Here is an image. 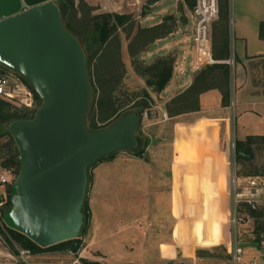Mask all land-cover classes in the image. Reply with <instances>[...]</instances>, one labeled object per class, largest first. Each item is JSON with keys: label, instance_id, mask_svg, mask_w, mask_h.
<instances>
[{"label": "rangeland", "instance_id": "obj_1", "mask_svg": "<svg viewBox=\"0 0 264 264\" xmlns=\"http://www.w3.org/2000/svg\"><path fill=\"white\" fill-rule=\"evenodd\" d=\"M58 1L65 8L63 22L71 31L80 34L79 38L84 44L87 38L85 32L91 16L106 13L132 15V19L124 27L119 28L112 41L106 45V49L110 52L119 49L121 65L115 69L113 86H107L104 94L101 95L100 90H90L86 127L94 130L95 125L97 127L109 125L124 114L138 110L144 102L147 104L135 130V137L142 144L144 142L147 144L139 145L137 149L134 147L119 150L112 158L87 170L85 196L90 216L86 231L78 236L80 246L77 255H82L79 260L101 264H230L229 245L231 241L236 240L243 249L245 262L264 264V204L261 203L256 209L250 210L247 203L233 196L234 191L230 184L232 172L239 177H244L242 179L244 186H247L246 178L249 176L264 179V142L261 137L264 124L259 116L242 117L250 132L242 139L251 137L254 141L253 156L239 159L235 156V150L230 147L231 139L236 141L238 136H242L241 133L238 134V129L236 133L238 136H235L237 116L234 114L239 99V93L235 87L236 64L229 77V130L224 138L222 132L220 134L217 132L216 141H218V135L222 140L219 139L220 142L215 146V150L221 154L215 172L218 168L226 166L227 186L225 187L223 181V184L220 183V179L219 182L214 180L215 184L212 185L213 180L209 179V174H206L208 166L200 163L204 156L202 151H209L190 146V142L194 143V140L190 138L189 133L181 130V135H186V139L190 141H186V145H182V140L178 142V139L176 146L172 144L174 123L182 120L183 117H170L166 109L174 94L177 92L175 97L179 95L184 87L177 88L176 91L170 87L171 91L168 86H172L173 75L178 77L184 72H190L191 66L188 63L185 64L184 55L186 56L185 51L188 49L186 46L189 45L187 62L193 57L189 39L193 27L192 7L188 1L167 0L163 4V7H168V13L165 16H173L175 26L171 35L161 42L170 47L163 50L162 52L165 51V53L158 58L173 57V74L160 92L146 85L147 76H141L135 72L129 55V48L135 50L138 47L137 38L135 39L134 35L147 24L141 21V16H144L141 14L142 9L145 12L149 10L147 0ZM224 11L228 15L227 32L232 53L235 42L231 25L230 0H218L217 18L212 25V38L214 28L221 24V15ZM216 32L219 33V27ZM117 40L119 48H117ZM151 46L152 44L147 45L144 51L138 53L137 57L141 63L152 64L158 59L146 53ZM182 46L184 47L181 48ZM95 65L96 60L90 67L94 80L97 77ZM0 74L7 76L13 89L16 90L15 97L0 98L17 108L28 111L39 108L32 98L31 91L24 83L17 80L16 75L8 70L4 73L0 71ZM170 91L172 93H169ZM99 96L103 100L109 98L113 103L112 107L116 110L107 123L99 122L97 118L91 117L97 109ZM248 112V109L244 111L246 114ZM177 129H183V125H178ZM8 141V135L0 137V163L13 149V145L8 144ZM186 146L188 147L185 148ZM211 169L214 171V168ZM19 171L15 174L16 179ZM261 183L260 197L264 201V182ZM211 185L213 187L210 189ZM8 187L10 186L4 187L3 195L0 189V201L7 200ZM225 188L226 195H223ZM235 203L237 222L234 224ZM6 205V202L0 205V246L13 248L19 255L20 252L28 249L22 248L18 243L12 245L7 242V230L12 224L8 215H5L8 208ZM169 209L176 218L175 224L170 219ZM254 213L256 216H252ZM171 230L173 239L170 238ZM224 235L225 238L227 236L226 241H223ZM29 253L28 250L25 258L21 259V264H31ZM80 264H82L81 261Z\"/></svg>", "mask_w": 264, "mask_h": 264}, {"label": "water", "instance_id": "obj_2", "mask_svg": "<svg viewBox=\"0 0 264 264\" xmlns=\"http://www.w3.org/2000/svg\"><path fill=\"white\" fill-rule=\"evenodd\" d=\"M7 11L0 8V14ZM0 62L22 75L43 102L33 119L8 125L21 162L8 212L11 224L41 246L76 238L88 168L137 146V118L128 113L87 131L85 52L52 2L0 19Z\"/></svg>", "mask_w": 264, "mask_h": 264}, {"label": "trees", "instance_id": "obj_3", "mask_svg": "<svg viewBox=\"0 0 264 264\" xmlns=\"http://www.w3.org/2000/svg\"><path fill=\"white\" fill-rule=\"evenodd\" d=\"M157 0H147L146 4L149 5L152 2ZM190 6H193V1L187 0ZM65 13V12H64ZM146 12L142 9L141 14L144 15ZM63 16L62 21H63ZM132 19V15L128 13H106L100 15H94L89 18L87 30L85 34L87 35L84 42L79 38L80 34H77L70 30V28L63 22L65 29L68 32H72L75 37H78L80 43L85 52V69L88 80L89 93L90 90H100L101 95L104 94V91L107 86L111 87L114 84L115 76L114 72L118 65H121V57L120 51H108L106 45L112 41L113 37L117 34L118 29L124 27L130 20ZM166 22V23H165ZM175 19L173 16H165L163 21L152 27H141L140 30L134 35V38L137 41L138 47L135 50L129 48V55L132 58L133 67L135 72L140 74L141 76H147L145 79L146 85L153 87L155 91L160 92L164 89L167 82L170 80L173 74V57L165 56L156 59L152 64H143L138 59V53L145 50L147 45L152 44L155 40L159 38H163L174 31ZM219 27V33L216 32ZM212 38V55L216 60H226L230 56V48H229V37H228V15L224 11L221 15V24L216 26ZM259 36L264 39V22H261L259 25ZM117 48H119V41L117 40ZM96 60L97 70L95 73L97 77L95 80L93 79L92 73L90 71V67L92 66L93 61ZM98 60V61H97ZM1 73H4V69H0ZM229 77H230V66L226 63H217L213 65H206V67L202 68L195 75L192 84L190 87L183 93L177 95L173 98L168 106L167 113L170 117L175 115L184 113L189 110H198V95L208 89L217 88L221 92V106H228L230 102V85H229ZM22 83L31 91L33 100L37 103V106L40 107L42 103V99L35 92L33 87L29 84V82L23 78H19ZM111 94V90L109 89ZM99 96L97 100V109L91 114L93 118H97L99 122H105L113 117L116 111L114 107H112V101L107 98L106 100L101 99ZM194 107H190V106ZM147 106L146 102L140 105L138 110H135L133 113L137 118V126L140 123L142 118L143 110ZM39 109V108H38ZM37 109V110H38ZM37 110L28 111L26 109L17 108L11 105L8 101L0 98V137L4 135L9 136L8 144L13 145V149L7 153V157L2 161L3 166L7 167H15L16 173H18L21 168V162L19 159V150L13 138V135L8 130L9 123L16 120H31L34 118ZM88 108L86 112V116L88 114ZM128 114V113H126ZM124 114V115H126ZM86 119V117H85ZM110 125V124H109ZM104 125L102 127L94 128V130H89L88 132H96L105 128ZM86 126V125H85ZM263 141V140H262ZM251 137H247L244 140H236L235 141V156L239 159L243 158H251L253 156V148ZM143 144H147L144 142ZM142 142L137 138V146L143 145ZM142 152V151H140ZM115 155L111 153L105 157H102L92 163L88 169L91 167H95L98 163L110 159ZM88 179V176H87ZM13 185L8 187V196L6 200L7 211L5 215H8L11 206V196L13 194ZM248 206V205H247ZM248 208L251 210L250 206ZM81 216H82V225L79 230L78 236H81L86 231L88 221H89V207L87 204L86 196L84 197L82 207H81ZM254 212V211H252ZM254 213L252 216H256ZM8 235L6 236L7 242L9 244L18 243L22 248L28 249L30 253H43V252H51V251H61V250H69L73 254H77L80 246V238L77 236L76 238L69 239L66 241H62L50 246H41L32 241L26 235L16 230L12 225L8 227L7 230ZM14 254H18V251L15 249L9 248ZM228 258V257H226ZM82 264H101L98 262H89L81 260Z\"/></svg>", "mask_w": 264, "mask_h": 264}, {"label": "crops", "instance_id": "obj_4", "mask_svg": "<svg viewBox=\"0 0 264 264\" xmlns=\"http://www.w3.org/2000/svg\"><path fill=\"white\" fill-rule=\"evenodd\" d=\"M167 0H157L149 4V10L146 11L144 16H141V21L146 22L145 27H152L160 24L163 21L165 14L168 12V7H163L164 2ZM52 2L56 5L59 10L60 15H65V8L62 6L61 2L58 0H0V8H7L9 12L0 14V19L4 17H9L11 15H22L31 7H36L41 4ZM231 3V25L233 29V40L235 42L234 52H230V57L233 60V65L230 66V72L236 64L235 77H236V88L239 93V99L237 100L236 119H235V136L241 133L242 136H238L237 140L242 139L243 136H247L250 132L246 128V122L242 117L245 115L259 116L262 123L264 124V39L259 36V25L264 22V0H230ZM62 20V17H61ZM63 23V21H62ZM72 34V33H71ZM73 35V34H72ZM171 34L159 38L152 43L149 50L146 51L147 54L154 55V58L162 56L168 45H164L161 42L168 38ZM74 36V35H73ZM75 37V36H74ZM183 41V39H182ZM185 44V43H184ZM182 46L181 48H183ZM189 49V45L186 46ZM186 49L184 57L186 58L185 64L191 66L190 72H184L181 75L174 76L171 79L172 86H168L169 90L171 88H183L182 93L185 92L193 82V79L198 71L206 66L197 68L194 65L193 57L192 60L187 62V52ZM183 58V57H182ZM225 63L224 60L216 61L209 65ZM196 70V71H195ZM194 74L193 77V73ZM187 77V79H185ZM178 80L177 82H174ZM171 87V88H170ZM169 93H172V92ZM181 92L179 94H181ZM177 93V92H176ZM175 93V94H176ZM175 94L174 97L175 98ZM172 100V99H171ZM236 108V105H235ZM234 108V109H235ZM249 110L246 114L245 110ZM198 115L197 117H195ZM183 117L182 120L176 121L173 126V146H176V140L178 142L182 140V145H186V135H181V130L185 133H189V136L194 143L190 146L198 147L202 151L203 157L200 163L207 165L206 174L210 176L209 179L225 183L227 186L226 177V166L218 168L215 172L217 165L219 163L220 153L215 150V146L219 143L222 138L218 135L222 132V137H226L230 126V114L228 106H221V92L217 88H211L201 92L198 96V110H189L184 113L175 115ZM178 125H183V129H177ZM249 132V133H248ZM205 138H204V137ZM262 137V136H261ZM137 139V138H136ZM220 139V141H219ZM215 141V142H214ZM181 144L179 145V147ZM186 146L185 148H187ZM172 165V163H171ZM170 165V170H171ZM226 165V164H225ZM224 167V168H223ZM214 168V171L211 169ZM208 179V177H206ZM210 180V181H211ZM223 181V182H222ZM215 184V183H214ZM211 185L210 189L213 187ZM218 189L217 187H215ZM223 195H226V188L223 189ZM1 203L6 201L2 200ZM170 219L173 220L174 224L176 218L172 215L171 209ZM172 225V227L174 226ZM170 238L172 237V230L170 232ZM226 235V234H225ZM224 235V238H225ZM227 238V236H226ZM226 238L223 241H226ZM164 244L166 242H159ZM19 255L14 254L9 248L0 246V264H21V258ZM29 259L31 264H80L79 258H82L81 254H73L69 250L61 251H51L43 253H29ZM25 258V255H24Z\"/></svg>", "mask_w": 264, "mask_h": 264}, {"label": "built area", "instance_id": "obj_5", "mask_svg": "<svg viewBox=\"0 0 264 264\" xmlns=\"http://www.w3.org/2000/svg\"><path fill=\"white\" fill-rule=\"evenodd\" d=\"M187 1V0H184ZM193 1V6L191 8L192 17V30L190 32V46L192 49L193 63L197 68L214 63L216 60L212 55V25L217 18L218 0H191ZM224 62L230 66L233 65V60L229 56ZM21 83L20 79L16 77ZM16 90L13 89L10 79L0 74V97L4 99H11L15 97ZM33 98V97H32ZM262 140L264 142V132L262 134ZM230 147L235 150V140L231 139ZM16 171L13 167L3 166L0 163V189H2V194H4V187L6 185L12 186L15 182ZM244 177H239L235 172H232L230 176V184L233 188V196L238 197L239 201H244L246 205L253 209H256L264 201L261 200L262 189L261 182L264 179L249 176L246 178L247 186L243 185ZM259 192V193H258ZM261 192V193H260ZM3 203L0 202V205ZM236 203L234 206L233 223L237 222L236 217ZM230 264H254L253 261H244L243 259V249L238 245L236 240L231 241L230 245ZM28 253V250L20 252V256L24 258V255Z\"/></svg>", "mask_w": 264, "mask_h": 264}, {"label": "flooded vegetation", "instance_id": "obj_6", "mask_svg": "<svg viewBox=\"0 0 264 264\" xmlns=\"http://www.w3.org/2000/svg\"><path fill=\"white\" fill-rule=\"evenodd\" d=\"M0 69H4L5 71H9V72H12L14 75H16V77H18V78H20V77H23L22 75H20L18 72H16V71H14V70H12L11 68H9L8 66H6L5 64H3L2 62H0ZM4 71V72H5ZM24 78V77H23ZM43 104V102L41 103V105ZM41 105H40V107H41ZM39 107V108H40ZM87 112V111H86ZM85 117H86V114H85ZM88 130V129H87ZM89 133H92V132H89ZM119 151V150H118ZM118 151H115V153L116 152H118ZM114 153V152H113Z\"/></svg>", "mask_w": 264, "mask_h": 264}]
</instances>
